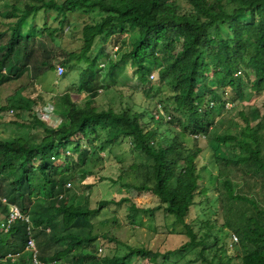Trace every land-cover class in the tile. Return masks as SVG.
<instances>
[{
  "label": "trees",
  "instance_id": "16d2710c",
  "mask_svg": "<svg viewBox=\"0 0 264 264\" xmlns=\"http://www.w3.org/2000/svg\"><path fill=\"white\" fill-rule=\"evenodd\" d=\"M181 1L22 0L21 8L16 0L6 4L4 10L0 8V87L26 72L38 79L50 70L58 71L60 66L65 68L57 78L61 82L70 67L81 63L87 67L80 80L90 95L83 104L76 103L70 93L58 96L54 108L47 110L61 120L58 126L33 116L27 125L34 132L30 139L0 140V197L9 203L0 200V264H33V253L27 250L29 223L17 222L8 232L2 224L8 218L10 204L28 215L37 201L52 214L34 220V232L50 228L49 235L42 236L56 244L67 242L50 257L55 263L65 259L61 264H127L139 253L150 255L148 261L157 263L159 252L131 246L123 255L113 257L87 254L85 242L91 248L98 237L85 233L92 228L91 217L99 210L78 204V199L85 198L81 193L69 189L67 198L57 194L61 175L72 166H57L55 161L62 160L73 147L80 163L87 165L85 148H92L101 132L105 138L100 139V151L121 145L124 140L132 144L133 152L142 155L143 163L132 166L137 181L130 180L126 171L112 181L156 196L161 203L158 208L183 225L190 237L181 250L202 246L204 256L207 244L217 240L214 223L208 221L200 227V231L206 230L199 240L193 225L187 223L194 208L199 207V216L208 212L217 222L222 220L221 228L228 231L229 239L223 245L225 251L230 250L232 242L237 245L236 259H241V264H264V207L253 197L238 193L234 178L240 170L254 178L256 184L264 185V118L252 126L241 112L247 125L240 136L225 133L217 137L226 144L234 141L240 154L237 159H215L219 166L216 196L202 183L205 167L200 145L213 127L207 122L214 121L228 104L234 109L242 102L244 83L257 93L264 92V0H186L188 6ZM43 13L47 19L38 24ZM79 13H94L92 22L82 27V51L54 53L57 37L69 27L78 28L69 22V15ZM52 15L57 26L48 22ZM109 44L111 50H121L117 59L105 55L104 60L108 61L104 67L108 66L110 78L114 79L113 73L120 66L130 65L135 69V79L145 86L152 82L150 71L156 70L158 83L173 91L170 120L164 130L147 111L133 113L132 107L121 112L112 107L99 109L96 100L105 80L94 71V62ZM59 58L63 59L56 66ZM5 110L0 108V112ZM189 138H193V144ZM89 171L84 172L86 176L93 175ZM102 203L101 206L107 205ZM215 206L216 212L212 210ZM131 210V216L139 211L134 203ZM39 232L37 236L35 232V240L42 246ZM173 253L177 252L165 254ZM38 258L47 262V250H38ZM232 263L231 257L228 264Z\"/></svg>",
  "mask_w": 264,
  "mask_h": 264
},
{
  "label": "rangeland",
  "instance_id": "374dc122",
  "mask_svg": "<svg viewBox=\"0 0 264 264\" xmlns=\"http://www.w3.org/2000/svg\"><path fill=\"white\" fill-rule=\"evenodd\" d=\"M13 2L15 3L16 0H0V8L4 10L3 7L6 4ZM181 2L185 6H188L186 0H182ZM18 3L21 8L24 7L22 0H19ZM93 16L94 13L69 15V22L78 25V28L73 30L69 27L63 35L57 37L54 53L58 50L67 53L81 52L83 48L82 27L85 23L92 22ZM46 19L47 17L43 13L39 15L37 22L38 24H43ZM28 20L31 22L32 16ZM48 22L51 26L58 25L54 21L53 15L48 18ZM28 28L29 25H26L25 29L27 30ZM110 44L105 46L106 52L98 54L99 57L94 62V71L97 74L100 73L103 80H105L102 83V89L99 91L100 96L96 100L99 109L106 110L112 107L117 112H121L123 108L132 107L133 113L147 111L157 119V122L161 125V129L164 130L167 122L170 120L171 102L169 100L174 94L173 91L170 87L158 83V73L156 70L150 71L152 82L145 86L138 83L135 79V69L131 68L130 65H126L125 68H121L120 66L113 73L114 79L110 78L108 76V66L104 67L108 61L107 58L106 61L104 60L105 55H111L113 59H117L116 57H120L121 55V50L119 51L118 47H114L111 50ZM127 45L129 47L131 44L128 43ZM95 48L99 47L96 46ZM63 58L55 60V65L58 66ZM73 64H75V61L72 62L71 66ZM86 67V64L81 63L70 67L68 71L66 70L67 75H64L66 79L61 82L57 79L60 76L59 71L50 70L38 79H34L29 72H26L20 79L0 87V108H6L5 111L0 112V140L30 139L34 132L27 125L32 121L33 116L43 118L47 110H52L58 96L70 93L78 104H83L89 100L90 95L85 91L80 80L83 69ZM150 69H152V66ZM240 76L243 77L244 75L241 74ZM138 86H142L143 88L141 90L136 89ZM243 86L244 99L242 102L234 109H232V104H228L226 110L216 117L214 121L209 120L207 124L213 126L211 127V132L206 138L202 137L200 140V145L203 149L201 158L204 160L203 165L205 167L202 183L210 188V194L213 196L218 194L214 189L216 185L215 180L219 174V166L215 162V159H237L240 154L234 141L226 144L218 140L217 137L225 133L240 136L241 131L247 125L245 119L240 115L241 112L245 117L249 118L252 126L257 125L264 118V92L257 93L251 90L246 83ZM48 119L50 125H58V120L54 117H48ZM262 132L264 135V129ZM104 138L105 135L101 132V141ZM100 139L94 143L92 148H85L86 156L88 157L87 165L80 163L79 156L74 153L73 147H69V153L66 152L65 157L59 160V162L53 160L57 166L66 165L67 163L72 166L69 172L61 175L57 194L67 198L69 196V189L76 194L81 193L85 198L78 199V204L82 203L86 207L99 210V212L91 217L92 228L86 230L85 233L86 235L89 232L91 236L98 237L93 244H90L91 248L88 247L89 242H85L83 248L87 254L98 257L104 255L113 257L123 255L127 251L128 246H131L147 249L153 253L159 252L161 257L157 259V263H153L148 261L150 255L139 253L133 255L127 261V264H207L204 259L213 261V264H228L231 257L233 258L232 264L242 263L241 259H236V244L231 242L230 250H224L223 245L229 239L228 231L221 228L222 220L220 219L217 222L216 217L211 216L208 212L199 216L201 212L199 207L194 208L191 215L187 218V223L193 225L198 235L197 240L202 237L206 230L200 231V227L208 221L214 223V235L217 240H213L207 244L204 256L201 254L202 246L191 247L187 251L181 250L185 244L190 242V237L185 234L186 229L183 225L176 223L174 218L167 217L164 214L163 208H158L161 206L159 199L151 192H138L123 187L121 184H115L112 181L117 180L125 171L130 175V180L137 181L138 177L132 166L143 163L142 155L133 152L132 144L124 140H122L121 145L108 146L104 151H100ZM192 139H188L190 144H193ZM118 158L120 161H118ZM87 171L92 172L93 175L86 176L85 173ZM235 174L234 178L237 179L238 183L237 192L253 197L264 207V185L256 184L254 178L250 175H245L240 170ZM125 198L130 202L123 201ZM102 202H107V205L101 206L100 203ZM132 203L139 210L135 216H131ZM212 210L214 212L218 211L216 206ZM31 211L27 215L31 226L34 220L47 218L48 215L52 214L50 210L47 211V206L39 205L38 201L33 204ZM45 229L47 231H35L36 236L39 232V236L41 235L44 242H41L42 246H40L38 241H35L39 252L42 249H46L48 252V261L42 263L61 264L65 259L55 263L50 260V257L63 248V246H66L67 242L56 244L48 236H42V234L49 235L50 228ZM35 232L32 229L34 238ZM170 251H176L177 253L165 254ZM166 255L169 256L167 259L164 258Z\"/></svg>",
  "mask_w": 264,
  "mask_h": 264
},
{
  "label": "built area",
  "instance_id": "2783aa9c",
  "mask_svg": "<svg viewBox=\"0 0 264 264\" xmlns=\"http://www.w3.org/2000/svg\"><path fill=\"white\" fill-rule=\"evenodd\" d=\"M64 70H65V68L64 67H62V66H60L59 68H58V71H59V75L61 76L63 73H64ZM45 116V117H44ZM44 116H43V118L45 119V120H49L48 119V117L49 118H51V117H54L55 119H57L58 120V125L60 124V122H61V120L54 114V113H52V112H45V114H44ZM47 118V119H46ZM57 125V126H58ZM3 202H7V200L6 199H3ZM19 219H24V220H26L27 222H29L30 220H29V218L28 217H24L23 216V214H22V212H21V210L17 207V206H12L11 207V210H10V218H9V221H8V225L10 226L12 223H14L15 221H17V220H19ZM6 226V225H5ZM28 232H29V234H30V240H29V246H28V248L33 252V261H34V263L35 264H43L42 262H40L39 260H38V250H37V247H36V243H35V240L33 239V237H32V227L31 226H29L28 227ZM234 239H235V241H237V238L236 237H234ZM100 251H102V250H100Z\"/></svg>",
  "mask_w": 264,
  "mask_h": 264
},
{
  "label": "clouds",
  "instance_id": "9594fccd",
  "mask_svg": "<svg viewBox=\"0 0 264 264\" xmlns=\"http://www.w3.org/2000/svg\"><path fill=\"white\" fill-rule=\"evenodd\" d=\"M3 199H6V200H7V198H1V197H0V200H2V202H3ZM3 203H4V204H7V203H8V200H7L6 203H5V202H3ZM8 204H9V203H8ZM9 206H10V210H11V207H12V206H17V205L10 204ZM17 207L21 210V208H20L19 206H17ZM21 212H22V210H21ZM22 214H23V216H24L25 218L28 217V216L25 215L23 212H22ZM9 218H10V211H9L8 218L6 219V221H3V224H2V226H3L4 230H5V232H8L9 229H10L15 223L20 222V221H23V222H25V223H29L28 227L31 226L30 221L27 222V221L24 220V219H19V220L15 221L14 223H12V224L9 226V225H8ZM29 220H30V219H29ZM5 225H6V226H5ZM28 227H27V232H28ZM28 235H29V240H30V234H29V232H28ZM31 235H32V237H33V234H31ZM33 239L35 240L34 237H33ZM35 241H36V240H35ZM35 243H36V242H35ZM28 246H29V241H28V245H27V250L30 251L31 253H33V252L28 248ZM36 247H37V244H36ZM37 250H38V248H37ZM38 260H39V258H38ZM39 261H40V260H39ZM32 262H33V264H35L34 261H33V256H32ZM40 262H41V261H40Z\"/></svg>",
  "mask_w": 264,
  "mask_h": 264
}]
</instances>
